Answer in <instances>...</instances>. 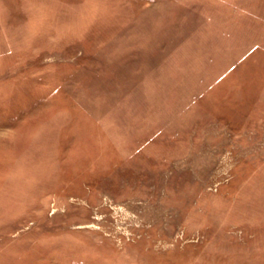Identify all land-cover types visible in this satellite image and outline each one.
<instances>
[{"label": "rangeland", "instance_id": "374dc122", "mask_svg": "<svg viewBox=\"0 0 264 264\" xmlns=\"http://www.w3.org/2000/svg\"><path fill=\"white\" fill-rule=\"evenodd\" d=\"M0 264H264V0H0Z\"/></svg>", "mask_w": 264, "mask_h": 264}]
</instances>
